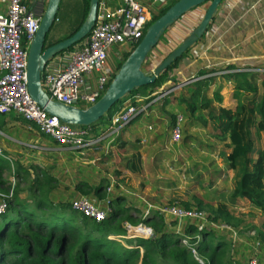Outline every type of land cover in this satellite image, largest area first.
Wrapping results in <instances>:
<instances>
[{
	"label": "trees",
	"instance_id": "16d2710c",
	"mask_svg": "<svg viewBox=\"0 0 264 264\" xmlns=\"http://www.w3.org/2000/svg\"><path fill=\"white\" fill-rule=\"evenodd\" d=\"M175 1L154 14L150 23ZM81 3V10L77 11L76 15L77 20L73 19L71 14L67 18L70 26L73 27L66 37L79 28L87 13L89 0H81ZM206 7L204 3L193 10L197 8L205 10ZM175 36H180L176 29ZM164 43L166 41L161 36L157 45ZM170 49L168 48V53ZM153 53L155 48L143 64L142 68L146 73H149L146 66L151 63L150 56ZM166 55L159 56V59L162 60ZM124 58L125 56L118 62V67ZM175 64L159 75L153 84L141 86L133 92L146 93L148 88L161 86L166 79V74ZM236 68L234 65L220 69L209 68L200 71L198 75L203 76L219 70H235ZM218 76L235 81L234 97L237 99L235 107L214 104V102L222 101L220 94L222 83L217 84L210 96L209 91L215 76L208 75L182 86L183 93L178 96V110L183 116L186 112H190L193 122L196 121L198 125L205 126L210 121L211 134L222 145L218 148L211 144L209 151L217 150L219 156L227 160L234 172L230 203L235 205L238 199L245 198L264 214V147L256 144L260 133L264 131V71L257 73L253 70H235ZM257 79H260L258 83ZM152 91L150 90L149 93ZM238 92L247 94L245 101L240 98L242 94ZM149 100L151 98H147L144 102ZM123 101L116 103L99 122L88 126L90 130L96 133L101 132L109 124L113 111L117 110ZM132 102L136 104L134 100ZM203 109L207 110L206 115L201 113ZM193 122H190V125ZM101 124L103 125L100 127ZM187 140L188 138H183V141ZM136 157L134 155L132 159ZM128 165L127 163V167ZM9 169L8 162L0 158V192H9L11 189V182L7 180ZM211 169L210 180L213 182L220 171L214 164ZM14 174L17 177L16 174L20 175V172L16 170ZM107 181L110 182V177ZM195 181L200 186L197 176ZM224 183H227V179H224ZM16 185L15 183L11 197L5 199L6 209L0 213V264H252L253 259H256L254 264H264L259 257L263 248L264 232L247 236L250 243L232 238L230 240L226 236L227 233L225 235L209 224V222L216 224L232 222L228 204L222 201L214 204L210 196L205 197L198 192L187 195L186 199L176 196L169 198L168 203L164 204H175L180 208L203 211L208 220L207 223L202 224V220L197 218H185L178 223L174 217L166 220L156 211H150L144 221L151 225L153 237H136L131 240L134 241V246L126 247L105 237L111 232L125 233L123 222L135 224L140 219H137L133 208L130 211V208L121 207L125 200L122 195L116 193L114 196L111 194L106 196L105 189L103 194V190H100L101 186L98 187L95 193L99 198L91 200L98 205L101 204L99 205L101 207H106L104 199L107 198L109 210L103 221L95 222L81 214L77 215V212L71 208V201L59 207L56 206L55 210H52V204L39 200L34 206L24 204L16 196ZM208 188V195L215 194V187ZM14 206L15 208H12ZM183 239L187 242L183 243ZM254 248H258L259 252L253 251ZM248 252H251L250 256Z\"/></svg>",
	"mask_w": 264,
	"mask_h": 264
},
{
	"label": "crops",
	"instance_id": "0c3cea01",
	"mask_svg": "<svg viewBox=\"0 0 264 264\" xmlns=\"http://www.w3.org/2000/svg\"><path fill=\"white\" fill-rule=\"evenodd\" d=\"M8 1L0 0V12L6 10ZM122 1L99 0V2L110 7L121 5ZM138 1L150 9L153 18L154 14L160 12L174 0ZM223 2L224 0L219 4L202 38L192 45L179 61L175 62L176 64L170 70L171 79H165L161 87H153L146 90V93L136 91L130 94L132 101H136L135 105L143 106L146 104V108L138 112L131 121L120 128L117 136H108L107 139L102 141L99 150H89L82 154L77 149L61 146L14 112L0 114V153L2 154L0 158L8 162L12 174L16 170L20 172V175L16 174V180L18 181L16 185L17 198L22 203L33 206L38 200L50 203L53 207L52 210H55L56 206L70 203L72 199L80 196L98 199L95 190L100 186V190L104 189L100 184L101 181L108 180L111 175H115L116 179H119L116 181V186H121L123 183L125 185L121 194L125 198L122 204L127 203L135 213L145 214L148 204L160 205V202L166 196L173 195L175 197L177 195L176 191L179 192L182 185L180 183L182 181L181 177L184 178L186 173L189 176L193 172L194 166L199 167L201 173L211 172L213 165L205 164L207 156L199 152L195 146V139H190L188 136L187 141H183V139L182 142L179 141L182 145L178 142L173 143L177 147L173 148L174 145L171 146L170 129L173 126L176 114H181L178 110V96L183 93L182 86L191 83L185 82L187 79L197 76L200 71L209 68L220 69L228 65H234L237 67L235 70L253 68L257 73L263 72L261 70L264 69V0H239L231 7V12L227 17H225L226 14H222ZM81 7V0L60 1L57 12L58 23L56 24L59 25L54 28L55 35L66 33V30L70 32L73 26L64 24L65 29L60 23L64 20L69 21L67 18L70 14L73 19L77 20L76 15ZM186 14H189L188 19L184 18ZM186 14L181 16L162 35L166 43L158 45V47L164 55L168 53L166 51L168 46H170V50L174 49L189 34L190 31L186 30L187 24L193 26L198 20L194 10ZM195 26L187 27V29L190 28L192 31ZM175 29L180 33L179 37L175 36ZM174 36L179 41L172 45ZM159 56H161V53ZM218 75H210L215 76L213 85L222 83L223 88L220 90L221 103L215 102L214 104L233 108L237 103V99L233 97L231 92L230 100L235 99L236 103H229L227 91L229 88L232 91V82L235 83V81L224 79ZM259 80L257 79L256 82L258 83ZM178 83H182V85L175 88L174 84ZM228 86L231 87L228 88ZM211 87L210 96L214 89ZM155 89L159 91L156 97L148 96L147 93ZM146 97L151 98L147 103L144 102ZM201 113L206 115L207 110L203 109ZM184 116L193 118L190 112H186ZM192 128L196 129L193 130L192 134L198 137L199 140H205L206 143L211 139L215 141L211 134L210 121L205 126L199 124L198 128L196 123L193 122ZM186 129L187 127L184 126L183 131ZM206 129L211 135L205 131ZM184 137H186V132H184ZM260 137H264V131L260 133ZM217 143L220 144L218 141ZM169 146L173 149L174 156L172 157L168 155L171 152V150H167ZM134 155L137 157L132 159ZM217 156H219L218 151ZM222 160L226 164L225 167L214 164L220 171L217 173L216 180L220 179L219 181L227 187H229L231 181L233 187L234 172L227 160L224 158ZM127 163L129 164L128 167ZM184 164L185 169H183ZM170 172H174L177 176L175 178L165 176ZM123 179L125 182H123ZM224 179H227L226 184ZM12 183H14L13 180ZM21 183H23V186L20 188ZM193 183L195 186H199L196 181ZM185 187L187 191L194 190L191 182L187 183ZM207 191V189H203L205 197L215 196L212 193L208 195ZM112 192L111 195H114V191ZM193 193L197 192L193 191ZM219 195L224 196L222 193H219ZM221 201L228 204L229 210L230 207L236 205L230 203L229 200ZM12 208H15V206ZM78 213L76 214L80 215ZM117 235L122 234L114 232V236Z\"/></svg>",
	"mask_w": 264,
	"mask_h": 264
},
{
	"label": "built area",
	"instance_id": "2783aa9c",
	"mask_svg": "<svg viewBox=\"0 0 264 264\" xmlns=\"http://www.w3.org/2000/svg\"><path fill=\"white\" fill-rule=\"evenodd\" d=\"M45 1L9 0L6 10L0 12V114L14 112L61 146L77 149L82 154L89 150L97 151L102 141L108 136H117L120 128L145 107L136 106L132 98L127 96L122 105L111 114L109 124L101 132L94 133L88 126L65 123L56 116L49 115L31 98L26 85L27 52L39 27ZM238 1L224 0L221 7L222 14H226L225 17H227L231 7ZM32 4H34L33 9L30 7ZM204 11L203 8L194 10L198 20L192 27L199 22ZM151 19L150 9L138 0H123L117 7H110L99 2L95 24L89 34L70 48L56 54L44 66L41 76L43 90L50 98L66 105L85 108L93 104L108 86L117 70L118 61L123 58L124 53H129L140 41ZM190 28L188 31L191 32ZM112 56L117 59L116 63L111 61ZM150 60L149 73L161 61L158 53L152 54ZM238 70L254 71L253 68ZM232 71L235 70L224 69L212 74ZM205 76H193L185 82H192ZM171 78V73L168 72L166 79ZM182 83L174 84V87H179ZM158 93L159 91L155 89L148 96L155 98ZM79 102L83 103L82 107L78 106ZM182 120V115L176 114L170 132L171 143H178L181 139ZM116 181L110 178L105 190L106 196L111 194L112 187L117 185ZM13 186L14 183L11 184L9 192H0V213L7 207L5 199L13 194ZM120 188L124 190L123 187L120 186ZM104 200L107 205L101 207L88 197L80 196L71 200V208L86 218L101 222L106 218L109 210V200L107 198ZM146 210V214L153 210L166 220L174 217L178 223L185 218L200 219L202 224L208 222L203 211L180 208L175 204H148ZM209 224L227 233L231 238L230 234L232 235L233 231L229 224L225 222L218 224L209 222ZM124 228L126 234H131V237H153L152 228L144 221L136 224L125 222ZM125 237L128 238V236ZM186 242L187 240L183 239V243ZM255 262L256 259L251 261L252 264Z\"/></svg>",
	"mask_w": 264,
	"mask_h": 264
},
{
	"label": "water",
	"instance_id": "95a60500",
	"mask_svg": "<svg viewBox=\"0 0 264 264\" xmlns=\"http://www.w3.org/2000/svg\"><path fill=\"white\" fill-rule=\"evenodd\" d=\"M60 1H45L39 27L27 52V90L31 98L49 115L56 116L65 123L90 126L99 122L116 103L124 100L134 89L153 84L159 75L163 74L200 40L222 0H176L172 3L146 27L142 38L120 63L102 95L85 108L66 105L50 98L42 88L41 76L44 66L52 57L70 48L89 34L95 24L99 0H89L87 13L73 34L52 45L45 46L46 36L56 20ZM204 3H207V7L196 27L155 66L151 73H146L142 68L143 64L166 29L181 16Z\"/></svg>",
	"mask_w": 264,
	"mask_h": 264
},
{
	"label": "rangeland",
	"instance_id": "374dc122",
	"mask_svg": "<svg viewBox=\"0 0 264 264\" xmlns=\"http://www.w3.org/2000/svg\"><path fill=\"white\" fill-rule=\"evenodd\" d=\"M45 4H46V2L44 3V7H45ZM206 5H207V3H206ZM30 7H31V9H33V7H34V4H32V5H30ZM193 10V9H192ZM204 11V10H203ZM189 12H193V11H189ZM185 17V19H188L189 18V14H186V15H184ZM200 21V20H199ZM55 23V25L53 24V26L51 27V29H50V31L48 32V34H47V36H46V40H45V44H49L50 42H55V41H57V40H60V39H62V38H64V37H66V35H68L70 32L69 31H67L66 30V33L64 32V33H58V34H56L55 35V31H54V28H56V26H58V25H56L57 23H58V20L57 21H55L54 22ZM64 24H66V25H69L70 26V22L69 21H67V20H64V21H62L61 23H60V25H62L64 28H65V26H64ZM198 24V23H197ZM188 26L187 27H192V26H190L189 24H187ZM187 27H186V30H188L187 29ZM169 28L170 27H168L166 30H169ZM66 29V28H65ZM177 41H179V40H177V38L174 36L173 38H172V45H175L176 43H177ZM168 48H170V46H168ZM168 48L166 49V51L168 50ZM161 53V56H163L164 54H163V51H161V50H159V47H158V45H156L155 46V53H158V54H160ZM128 54V53H127ZM127 54L126 53H124L123 54V57L125 56H127ZM154 54V53H153ZM113 60V62H115L116 63V58L114 57V56H112L111 57V61ZM122 60V59H121ZM120 60V61H121ZM119 62V61H118ZM146 68H148V70H149V66H146ZM232 85H233V88H232V91H231V88H229V87H231V86H228V91H227V94H229V96H228V98H229V103H232V104H234V103H236V98L234 97V93H236V91H235V83L234 82H232ZM217 87V84L214 86V85H212V87L211 88H216ZM150 88H148L147 90H149ZM223 89V88H222ZM233 93V97L235 98V99H233V100H230V94H232ZM221 93H222V91H221ZM239 94H242V96H240V98H242V100L243 101H245V99H246V96H247V94H245V93H241V92H238ZM131 94H133V92L131 93ZM128 96H130V95H128ZM127 97V96H126ZM125 97V98H126ZM148 97H146V99H147ZM136 102V101H135ZM147 103V102H146ZM215 103V102H214ZM78 106H80V107H82L83 106V103L82 102H79L78 103ZM142 107V106H141ZM143 107H145L146 108V104H144L143 105ZM116 111V110H115ZM115 111H113V113L115 112ZM182 117H183V120H182V124H181V129H182V135H181V139H180V142H182V139L183 138H185L184 137V132H186V138H188V136H189V138L190 139H195V141H196V143H195V146L198 148V150H199V152H202V154L204 155V156H207L206 157V162H205V164H208V165H213V164H215L216 163V165H221L222 167L224 166H226V164H225V162L222 160L223 158H220L219 156H217V150H215V151H209L210 149H209V147H210V145L212 144V145H215V147L217 146L218 148H219V146H221L222 145V143H217V140L214 138V140L215 141H213L212 139H211V141L209 140L208 141V143H206L205 142V140H199V138L198 137H196L195 135H193L192 134V132H193V130H196L195 128H192V124L190 125V122H192V117H188L187 116V118L185 117V116H183L182 115ZM194 121V120H193ZM194 123H196V127L198 128V123L195 121ZM185 124V125H184ZM131 125H133V124H131ZM184 126L185 127H187V129L185 130V131H183V128H184ZM170 131H171V129H170ZM209 135H211L210 133H209V131H207V129L205 130ZM200 136V135H199ZM201 137V136H200ZM202 138V137H201ZM179 142V143H180ZM171 143V142H170ZM170 143H169V145H170ZM201 143V144H200ZM181 145H182V143H180ZM256 144H258V146H261L260 144H262L263 146L262 147H264V137L262 138V137H260L258 140H256ZM172 145H174L173 143H171V146ZM202 145V146H201ZM174 147H177L176 145H174L173 146V148ZM171 150V152H169L168 153V155L170 156V157H172V156H174V153L172 152V148L169 146L168 148H167V150ZM195 149L193 148V151H194ZM209 152V153H208ZM194 153H195V151H194ZM196 154V153H195ZM187 167V166H186ZM194 168H195V170H194ZM194 168H193V172H191L190 174H189V176H188V173H186V176L183 178V177H181V180L182 181H180V183L182 184L181 186H180V188H179V192H177L176 191V193H177V195H176V197H178V198H183V199H186V196L188 195V194H190V193H193V191L194 192H199V193H201V194H204V192H203V189H204V187H205V189H209L208 187H215V190H216V193H215V196H212L211 198H210V200H212L214 203H217V202H219V201H221V200H223V201H227V200H229V198H230V191H231V188H232V182L230 181L229 182V187H227L226 185H224L223 183H221L219 180H215V181H213V182H211V180H210V178H211V173H210V171L209 172H205V173H201L200 171H199V167H196V166H194ZM183 169H185V164L183 165ZM185 175V174H184ZM165 176H171V177H176L177 175L176 174H174V172H170L169 174H167V175H165ZM195 176H197L198 177V182L200 183V186H195L194 185V183L193 182H195ZM180 177V176H179ZM188 177H189V179H188ZM110 178H113L114 180H119V179H116V177H115V175H111L110 176ZM119 178V177H118ZM7 180H8V182L10 183L12 180H13V182L14 183H18V181L16 180V177H15V174H12V171H11V168L8 170V173H7ZM123 182H125V180L123 179ZM176 182V181H175ZM191 182V185L193 186V191H187L186 190V187H185V185L188 183H190ZM210 182V183H209ZM101 185H102V187L106 190V188H107V186L109 185V182L107 181V180H104V181H101V183H100ZM203 185V188H201V186ZM23 186V183H21V185H20V188ZM125 185H124V183L121 185V187H124ZM117 188H119L118 190H117ZM104 189H103V191H104ZM117 190V191H116ZM19 191H21V190H19ZM112 191H114V193L116 194H119V195H121L122 194V189L120 188V186H116V185H114L113 187H112ZM167 193L169 192V191H166ZM113 193V192H112ZM219 193H222L224 196H221V195H219ZM112 196H114V195H112ZM170 197H174L173 195H170L169 197L168 196H166L164 199H163V201L162 202H160V204H164V203H168V199L170 198ZM93 199H96L95 197H93ZM98 201V200H97ZM99 205H101V204H99ZM236 206V207H235ZM234 207H230V213H231V216H232V218H233V220H232V222L229 224V226L231 227V230L233 231V234L231 235L230 234V236H231V238L233 239V240H235V239H238L240 242L241 241H244L245 243H247L248 242V240H247V236H250V235H255V234H257V233H259V234H261L262 232H264V214L261 212V211H259L258 209H256V208H254L250 203H249V201L248 200H246L245 198H240V199H238V201H237V203H236V205H235ZM121 207H123V208H125V207H127V208H130V211L132 210L131 208L132 207H130L129 205H127V203H124V204H122L121 205ZM149 213H145V214H143V213H140V212H137L136 213V215H137V219H138V217L140 218L138 221H136V223H138V222H142V221H144V219L146 218V216L148 215ZM139 215V216H138ZM119 220V219H118ZM168 220V219H167ZM117 221V220H116ZM127 222V221H126ZM135 223V224H136ZM145 224L147 225V226H149V227H151V225L150 224H148V222H145ZM124 227H125V222H123V224H122ZM152 228V227H151ZM153 230V229H152ZM221 233H224L225 235H226V233L225 232H222V231H220ZM121 233V232H120ZM122 235H123V237H125V236H128V238H123V237H121V235H117V236H114V232H111L110 234H107L105 237L106 238H109V239H113V240H115L116 242H119L120 244H122L123 246H126V247H131V246H134V241H131V240H133L134 238H136V237H131V234H126V231H125V233H121ZM96 235H98V234H96ZM100 236V235H99ZM130 236V237H129ZM227 236V238H229L230 239V237L228 236V234L226 235ZM231 240V239H230ZM250 241V240H249ZM248 243H250V242H248ZM238 245H240V244H238ZM235 250V249H234ZM255 250V252L256 253H258L259 252V249L258 248H254L253 249V251ZM248 254H249V256L251 255V252H248ZM260 260H261V262H263L264 263V243H263V248L261 249V251H260Z\"/></svg>",
	"mask_w": 264,
	"mask_h": 264
}]
</instances>
